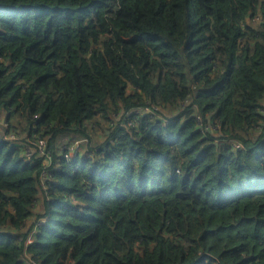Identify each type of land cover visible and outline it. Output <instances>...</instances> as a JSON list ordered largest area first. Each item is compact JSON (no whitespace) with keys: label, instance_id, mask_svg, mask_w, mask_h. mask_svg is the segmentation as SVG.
<instances>
[{"label":"trees","instance_id":"1","mask_svg":"<svg viewBox=\"0 0 264 264\" xmlns=\"http://www.w3.org/2000/svg\"><path fill=\"white\" fill-rule=\"evenodd\" d=\"M0 117V264H264V0H0Z\"/></svg>","mask_w":264,"mask_h":264},{"label":"rangeland","instance_id":"2","mask_svg":"<svg viewBox=\"0 0 264 264\" xmlns=\"http://www.w3.org/2000/svg\"><path fill=\"white\" fill-rule=\"evenodd\" d=\"M146 113H149V111H146ZM113 115L115 116L116 114L113 113ZM15 123L18 125V122L15 121ZM14 125V124H13ZM24 126V124H23ZM95 125H92L89 129V133L90 135L92 136V143H95V142H100V141H105L107 139V136L104 135L103 131L98 129V128H95L94 127ZM9 128V129H8ZM11 128V125L8 123H6L3 119H1L0 117V132L2 134H4V137L5 139L7 140H12V141H20V138H18V136H16V134H14L12 131ZM107 131V129H106ZM107 133V132H106ZM108 134V133H107ZM76 140H74L75 142ZM78 142V141H76ZM75 142V143H76ZM92 147V145L90 146ZM79 153L80 154H85L86 153V149H84V147L82 149H79Z\"/></svg>","mask_w":264,"mask_h":264},{"label":"built area","instance_id":"3","mask_svg":"<svg viewBox=\"0 0 264 264\" xmlns=\"http://www.w3.org/2000/svg\"><path fill=\"white\" fill-rule=\"evenodd\" d=\"M147 111H148V110H147ZM82 142H83V141H78V142L74 143L73 146H71V148H70V151H71V153H72V154H71V158H72L73 155H75V153L78 152V150H79L80 145H81ZM37 148H38V155H39L40 157H46V159H47L48 161L51 160V152L47 150V145H46V142H45L44 140H39V141L37 142ZM27 155H28L29 158H30V157L32 156V153L29 152ZM67 157H68V156H67ZM71 158H70V159H71ZM77 168H78V166L75 165V166H74V169L77 170ZM43 180H46V178L44 177ZM43 223H44V221H43V220H40L39 223H38V226L42 225Z\"/></svg>","mask_w":264,"mask_h":264}]
</instances>
